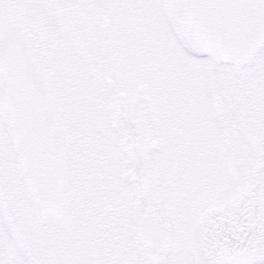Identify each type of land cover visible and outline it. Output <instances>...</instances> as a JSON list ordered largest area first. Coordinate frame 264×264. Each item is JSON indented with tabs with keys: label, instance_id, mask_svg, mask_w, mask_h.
Here are the masks:
<instances>
[{
	"label": "snow or ice",
	"instance_id": "6c2138e0",
	"mask_svg": "<svg viewBox=\"0 0 264 264\" xmlns=\"http://www.w3.org/2000/svg\"><path fill=\"white\" fill-rule=\"evenodd\" d=\"M0 264H264V0H0Z\"/></svg>",
	"mask_w": 264,
	"mask_h": 264
}]
</instances>
